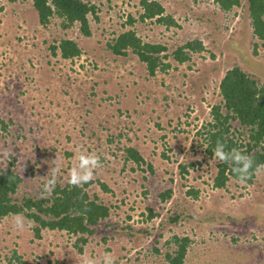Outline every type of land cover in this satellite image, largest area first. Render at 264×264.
Instances as JSON below:
<instances>
[{
  "label": "rangeland",
  "instance_id": "rangeland-1",
  "mask_svg": "<svg viewBox=\"0 0 264 264\" xmlns=\"http://www.w3.org/2000/svg\"><path fill=\"white\" fill-rule=\"evenodd\" d=\"M87 1L97 6L90 36L59 18L41 25L32 0H0V169L23 176L16 198L38 197L50 194L45 184L57 163L56 183L64 185L80 152L95 153L100 166L85 188L111 214L79 242L82 251L75 235L43 229L36 237L34 221L19 214L18 229L9 214L0 219V264H77L84 254L102 262L105 253L114 264H166L175 235L192 240L184 264H264V167L252 182L214 187L219 161L198 131L212 119L228 68L240 65L264 83V39L252 35L246 0L228 12L214 0H159L179 23L172 27L128 23L141 0ZM131 28L169 53L195 38L205 50L184 63L170 58L171 67L149 75L136 55L108 48ZM65 37L80 44V56L54 54ZM129 146L144 161H125ZM150 209L157 215L149 218Z\"/></svg>",
  "mask_w": 264,
  "mask_h": 264
},
{
  "label": "trees",
  "instance_id": "trees-1",
  "mask_svg": "<svg viewBox=\"0 0 264 264\" xmlns=\"http://www.w3.org/2000/svg\"><path fill=\"white\" fill-rule=\"evenodd\" d=\"M221 10L228 12L235 6H240L242 0H214ZM37 10L39 23L48 25L53 18H59L65 28L79 25V30L86 36L92 34L89 15L97 13V6L87 0H32ZM142 11L138 18L129 16L128 23L136 21H156L167 27L179 26L177 19L169 13L159 0H141ZM245 15L252 27V35L258 39H264V0H246L244 2ZM53 45L54 54L60 52L62 58L72 59L80 56L82 48L73 38L65 37ZM258 44L255 43L254 53H257ZM108 48L118 56L127 54L136 55L146 65L149 75H155L158 70H166L172 66L169 60L173 58L178 63L191 60L192 52L205 50L201 39L195 38L178 46L171 53L169 48L159 42L144 40L136 29L120 31L110 42ZM219 102L213 104L210 115L212 119L198 130L207 142L206 152L213 156L212 149L217 141L226 145L225 151L232 148L241 150L242 153L252 157L254 164L250 178L252 182L256 176L258 165H264V83L240 65L228 68L219 82ZM236 121L237 127L233 130L232 123ZM243 136V138H242ZM133 159L136 162L144 161L136 147L126 148L125 161ZM153 170V164H149ZM186 166H182L185 170ZM182 173H184L182 171ZM231 179L239 180L228 163L219 162L217 173L213 177V186L222 188ZM23 176L13 167L0 169V219L9 214H24L34 221V233L41 237L43 229L66 231L75 235V245L82 251L79 242L87 243L89 235L95 232V227L103 219L111 214V207L98 201V196L90 197L86 186H71L68 182L62 185L56 183L49 195L38 197L23 196L18 199L14 196L23 182ZM107 190V185L102 184ZM194 195L198 190H189ZM46 193V192H43ZM172 189L162 193V199L170 197ZM149 218L157 215L150 209ZM178 215L173 220L178 219ZM176 247L173 252L166 253V264H184L186 261L188 246L191 243L189 236L175 235L172 238ZM209 261V260H208ZM204 264V263H203Z\"/></svg>",
  "mask_w": 264,
  "mask_h": 264
},
{
  "label": "clouds",
  "instance_id": "clouds-1",
  "mask_svg": "<svg viewBox=\"0 0 264 264\" xmlns=\"http://www.w3.org/2000/svg\"><path fill=\"white\" fill-rule=\"evenodd\" d=\"M225 148L226 145L224 143L217 141L216 146L212 149L213 157L219 162L230 164L233 173L236 174L241 182L249 179L254 164L252 157L242 153L237 148H232L230 151H225ZM77 159L79 163L74 165L68 173V183L74 187L89 182L93 178L94 170L100 166L99 157L95 153L85 154V152L81 151ZM262 167L264 165H258L256 171H259ZM58 172L59 164L57 163L56 167L52 169V178L45 184L46 192H51L54 189ZM14 223L18 229H23L25 218L17 214L14 217ZM77 264H114V259L109 253L104 254L102 262L84 254L77 260Z\"/></svg>",
  "mask_w": 264,
  "mask_h": 264
}]
</instances>
